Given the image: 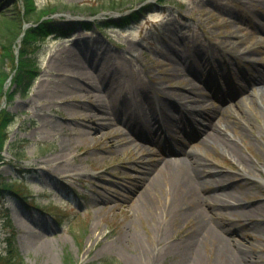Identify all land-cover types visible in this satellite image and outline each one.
Returning a JSON list of instances; mask_svg holds the SVG:
<instances>
[{
	"label": "rangeland",
	"instance_id": "obj_1",
	"mask_svg": "<svg viewBox=\"0 0 264 264\" xmlns=\"http://www.w3.org/2000/svg\"><path fill=\"white\" fill-rule=\"evenodd\" d=\"M12 1L0 0V9L12 8ZM17 1L23 10L24 1ZM61 1L96 6L106 0L36 3ZM119 1L120 8L103 9L97 15L76 7L57 11L50 18L71 22V30L48 33L33 46L39 75L26 96L17 94L9 103L15 118L0 161L2 178L24 179L15 187L24 190L28 200L6 194L4 206L0 205V250L5 246L3 239L16 231L26 264H100L108 256L115 257L118 264H141L132 239L137 236L152 255L158 254L152 264H221L222 255L211 242L200 246L201 263L194 261L189 244L195 230L193 218L180 217L164 229L163 213L154 214L157 206L170 201L169 195L161 191L158 201L143 204L136 197L146 179L148 156H175L162 152L161 144L134 139L123 124L148 122L155 136L162 134L165 124L176 138L173 144L200 157L216 170L215 175H228L224 187L237 198L238 214L226 217L230 219L222 226L232 223L226 235L246 244L249 252H256L251 264H264V87L248 84L231 99L202 97L205 106L220 111L216 118H210L212 123L216 126L221 118L228 124L225 134L237 142L247 163L240 162L218 140L204 142L188 127L186 133L179 128L187 123L181 109L149 100L152 97L143 92L165 82L171 92L209 93L202 87L197 89L198 79L193 77V73L203 77L214 74L213 69H205L209 61L219 65L218 61L223 64L228 59L236 75L257 76L264 70V5L248 0ZM149 3H154V8H148ZM147 10L154 14L156 24L146 15L141 19ZM13 11L5 12L10 15ZM132 13L135 18L131 22L120 19L122 24L97 25ZM95 19L98 22L91 29L72 24ZM32 25L33 21L23 22L21 29ZM240 36L244 41L237 43ZM21 39L18 37L14 45L16 63ZM252 45L254 51L249 50ZM2 52L0 46V56ZM7 61L13 68L14 60L9 57ZM73 65L87 68L89 73L75 77ZM170 67L187 80L172 78L167 70ZM227 72L223 64L217 75L223 80ZM237 82L232 86L244 84ZM84 87L96 90L98 98L108 103L107 109L99 110L105 117L90 131L89 119L79 112L96 102L81 96ZM115 95L118 97H112ZM196 119L201 128L208 121L203 115ZM109 127L122 130L127 142L108 146L110 138L103 133ZM250 211L251 218L247 215Z\"/></svg>",
	"mask_w": 264,
	"mask_h": 264
},
{
	"label": "bare ground",
	"instance_id": "obj_2",
	"mask_svg": "<svg viewBox=\"0 0 264 264\" xmlns=\"http://www.w3.org/2000/svg\"><path fill=\"white\" fill-rule=\"evenodd\" d=\"M248 1L255 5H264V0ZM239 41H244V37H238L236 42L238 43ZM249 50L254 51V45L250 46ZM176 59H178V56H176ZM167 70L172 78L182 77L172 67L167 68ZM72 72L75 77L79 78L81 75L89 73V70L79 65H73ZM182 78L183 80H187L185 77ZM246 82L247 83L240 85L238 90L232 87H227L222 90L221 87L211 85V87H209L211 92L208 94L203 93L202 96L198 91L193 90H190V93L182 91L171 92L167 88L165 82H160L158 87L153 90L146 87L143 92L146 97H152V99L148 98L149 100H157V103L159 102L161 105L167 104V108L169 105H172L174 108L183 109V111L189 112L194 118L198 115L205 116L208 120L207 124L204 125L198 133L202 141L212 142L218 140L226 149L230 150L232 155L239 159L240 162L247 163V157L241 152L239 146L236 144L237 142L229 140L225 134L228 124L223 123L221 118L217 119L216 126L212 123L210 118L213 116L216 118V113L219 112L220 114V111H217L215 107L208 108L205 106V99L202 98L231 99L235 97V93L236 95L241 94L247 89L250 83L261 84L264 87V72L260 76L251 78ZM10 85L11 83H8L7 88H9ZM90 87L96 88L94 85ZM82 89V97L94 99L96 102L90 103V106H88L85 111L79 112L81 117H87L89 119L88 121L90 124H87V126L90 131L98 127L97 121H100L101 117H105L101 115L99 110H103L106 107L108 108V103L98 98L100 96L96 90L86 87ZM112 97L118 96L115 95ZM125 102H127V100H125ZM111 104L112 101H110V105ZM107 123L110 122L108 121ZM123 124L128 126V130L134 136V139H141V141L147 140L151 143L164 145V153L175 155L171 158L160 159L154 158L152 154L148 156L147 161L144 163L146 179L141 181V187L136 190V197H138L141 204L158 201V195L163 191L167 196H170V201H166V204L157 206L156 212L153 214L156 217L163 213L165 217L164 229L167 227L166 225L168 222L178 221L180 217L186 216L187 219L193 218L195 220V230L191 234L189 244L190 249L192 248L194 250V261L197 263H201L200 246H206L208 242H211L218 248L219 253L222 255L221 264H251L250 259L254 260L256 258V252H249L246 244L226 235L225 232L228 231L229 227H233L232 223L227 227L222 226V222L225 219H230L226 217H234L238 214V208L234 203L237 198L232 192L226 189L227 186L224 187V182L227 180L228 175L221 173L215 175L214 172L216 170L208 166L204 160L193 154V152L177 150L174 145L166 141L163 142L157 137L147 136L141 122L129 124L124 121ZM207 125H209L208 128ZM103 135L110 138L107 145L111 147H116L127 142V136L122 134V130H117L116 127H109L104 131ZM143 157H145V154ZM205 190H208L207 194ZM209 191H212V193H209ZM251 214V211L247 213L249 218L252 217ZM133 238L137 247L136 258L141 264H152L158 259V254L152 255L151 251L147 247H144L142 242L137 239V236L132 237V239ZM123 239L127 240L126 238H122V240Z\"/></svg>",
	"mask_w": 264,
	"mask_h": 264
},
{
	"label": "trees",
	"instance_id": "obj_3",
	"mask_svg": "<svg viewBox=\"0 0 264 264\" xmlns=\"http://www.w3.org/2000/svg\"><path fill=\"white\" fill-rule=\"evenodd\" d=\"M24 9L19 7L18 1H12V8L0 9V46L2 47V55L0 56V161L3 160V151L9 140L8 132L9 126L15 118V114L10 111L9 103L20 94L26 96L38 76V65L33 59V46H35L38 39L43 38L48 33L60 32L66 34L71 30V22H59L50 17L54 12L61 9H78L77 11L89 12L90 14H97L103 9H118L120 8L119 0H106L101 5H79V4H66L63 1L60 3H46L44 5H37L36 0H23ZM124 4L121 6L123 7ZM153 3L148 4V8L153 7ZM76 7V8H75ZM14 10L12 14L6 15V10ZM131 15L122 16L119 19L110 18L107 20L99 21H77L72 22L74 27L84 26L92 28L95 23L99 26L122 24L120 19H125L126 22L133 20ZM137 18V17H136ZM25 21H33L34 25L29 26L25 30L22 38L21 45L19 46L18 62L16 63L15 42L17 37L22 33V24ZM70 23V24H68ZM14 60V67L10 69L7 65L8 58ZM11 78V85L6 88L8 80ZM7 100V106H2L3 100ZM17 182H25L24 179L19 177L7 180L0 176V200L6 193H15L18 195H26L25 191L15 187ZM1 210V209H0ZM100 264H118L119 262L115 257H105ZM0 264H26L20 252L17 243V232L14 231L7 238V247L4 252L0 253Z\"/></svg>",
	"mask_w": 264,
	"mask_h": 264
}]
</instances>
